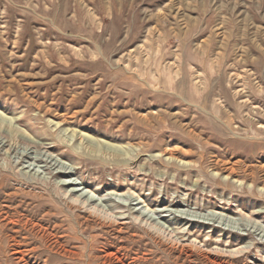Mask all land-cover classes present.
Listing matches in <instances>:
<instances>
[{"label":"rangeland","instance_id":"rangeland-1","mask_svg":"<svg viewBox=\"0 0 264 264\" xmlns=\"http://www.w3.org/2000/svg\"><path fill=\"white\" fill-rule=\"evenodd\" d=\"M0 119V264H264V0H0Z\"/></svg>","mask_w":264,"mask_h":264},{"label":"bare ground","instance_id":"bare-ground-1","mask_svg":"<svg viewBox=\"0 0 264 264\" xmlns=\"http://www.w3.org/2000/svg\"><path fill=\"white\" fill-rule=\"evenodd\" d=\"M5 121L3 120V119H0V124H2V123H4ZM10 136H11V134H10ZM10 136H8L6 133H2V137H0L1 139H7V141L11 138ZM17 136V135H16ZM15 136H13V138H14ZM16 138H18V137H16ZM6 141V140H5ZM24 142V141H23ZM27 142V141H26ZM28 142H29V140H28ZM27 142V143H28ZM7 143V142H6ZM6 143H1V144H3V146H5V144ZM22 144V143H21ZM25 145H27V144H25ZM23 146V145H22ZM29 148H36V149H41V150H44L45 148H44V146L43 145H41V144H37V143H34L33 141H32V143L31 144H28L27 145ZM11 149H12V146L10 147V149H9V151H11ZM15 149V148H14ZM21 152V151H20ZM25 153V152H24ZM25 157H28L27 155H24ZM49 157V156H48ZM49 159H50V157H49ZM53 160H54V158H52ZM53 160H51V161H49L48 162V160H46L45 162H47L48 164H50V166L52 167V168H56V167H59V164L57 165V163L55 162V163H52L53 162ZM55 161V160H54ZM32 165H34V163L33 164H31L29 167L31 168L32 167ZM34 167H37V165H35ZM32 170H34V168L32 169ZM35 172V171H34ZM69 171L68 170H65V171H59V172H57V173H68ZM71 184H74V185H76V184H78V183H75V182H73V181H65L64 183H62L61 185H63V186H68V185H71ZM77 186V185H76ZM81 190H77V189H75V187L74 188H71L70 190H63L62 189V192H63V194H64V197L70 202V203H72L73 205H77L78 207H81V208H83L85 211H88L89 212V214L90 213H92V214H94V215H96V216H98V218L99 217H101V218H103V220H109V221H113V222H115L116 224H119V225H123L124 224V220L125 219H127L128 217H133V218H135L136 217V213H133V212H131V213H129V214H127V213H122V214H119V215H116L115 213H112V214H108V213H106L102 208H100V207H98L95 203H96V200H94V197L93 196H91V197H89V195L87 194V193H82L81 195H79L78 193L80 192ZM89 193V192H88ZM92 195V194H91ZM112 196H115V198H118L120 201H122V199L123 198H125L126 197V199H127V201H128V205H135V203H134V201H137L136 199H135V197H134V195L133 194H122V195H118V194H113ZM118 200V201H119ZM119 201V202H120ZM124 203V202H123ZM127 204V203H126ZM125 204V205H126ZM72 205V206H73ZM107 211V210H106ZM136 211V210H135ZM137 212V211H136ZM91 214V215H92ZM150 215V216H149ZM95 216V217H96ZM149 216V217H148ZM202 216V215H201ZM97 218V217H96ZM151 218H152V215H151V212L150 211H148L147 210V212H144V213H140V216H138V217H136L135 219H138V222L140 221L141 222V224L143 223V224H145V225H147L149 228H150V231L151 230H153V231H156V233H158L159 234V236H162L163 238L165 237V231L161 228V227H159V226H157V225H155L153 222H152V220H151ZM214 218V217H213ZM217 218V217H216ZM100 219V218H99ZM101 220V219H100ZM102 221V220H101ZM109 221H108V223H109ZM105 222V221H104ZM144 225V226H145ZM146 226V227H147ZM147 227V228H148ZM163 227V226H162ZM149 228H148V230H149ZM164 228V227H163ZM256 229V228H255ZM152 231V232H153ZM151 232V233H152ZM154 233V232H153ZM169 234V233H168ZM156 235V234H155ZM170 235V234H169ZM167 236V241H168V243H172L173 244V246H176V247H181L183 250L185 249V247L186 246H189L190 248H192V249H196V250H198L199 252H202V253H206L208 256H211V255H214V256H216V255H223V256H229V255H235V253L237 254V253H239V250H233V251H231V252H223V251H220V250H213V251H206V250H203L202 248H201V246H199V244L198 243H195V242H191L190 244H188V245H183V244H180L178 241H175L174 239H172V235H170V236ZM159 236H158V238H159ZM161 237V238H162ZM163 241H164V239H163ZM175 247V248H176ZM212 258H213V256H212ZM209 259V257L207 258V260ZM212 262V261H211Z\"/></svg>","mask_w":264,"mask_h":264}]
</instances>
